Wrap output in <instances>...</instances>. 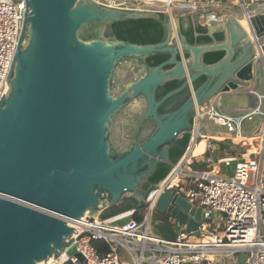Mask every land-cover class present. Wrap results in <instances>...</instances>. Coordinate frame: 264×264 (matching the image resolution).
Wrapping results in <instances>:
<instances>
[{
  "label": "water",
  "instance_id": "95a60500",
  "mask_svg": "<svg viewBox=\"0 0 264 264\" xmlns=\"http://www.w3.org/2000/svg\"><path fill=\"white\" fill-rule=\"evenodd\" d=\"M140 19L161 22L167 39L139 45L106 36L109 24ZM243 20L248 29L232 14L200 23L212 42L190 44L181 18L168 13L116 9L96 0H25L18 49L0 99V264H41L66 251L82 262L73 245L77 219L88 214L102 220L127 198L146 204L159 188L150 178L160 164H172L171 150L192 135L197 112L250 87L257 67L264 66V12L250 17L244 11ZM219 51L225 52L221 60L206 63L207 54ZM161 55L170 58L148 64ZM174 80L184 83L159 100L158 89ZM186 89L191 97L185 104L160 113ZM146 124L156 128L141 139ZM238 148L231 138H209L196 161L213 152L237 154ZM131 211L111 226L129 223ZM155 211L194 236L208 220L176 188L160 195ZM229 264H246L245 254Z\"/></svg>",
  "mask_w": 264,
  "mask_h": 264
},
{
  "label": "built area",
  "instance_id": "2783aa9c",
  "mask_svg": "<svg viewBox=\"0 0 264 264\" xmlns=\"http://www.w3.org/2000/svg\"><path fill=\"white\" fill-rule=\"evenodd\" d=\"M101 5L122 10H143L168 13L173 19L179 12L197 15L200 22L207 23L221 18L219 5L227 0H209L207 8L199 7L198 0H96ZM251 17L248 7L258 4L264 10V0H234ZM25 17V0H0V99L7 89V79L18 49ZM264 71V66H263ZM252 105L241 110L239 116H229L221 109V97L201 108L193 121L188 150L174 166L170 174L159 183V188L147 197L143 220L133 219L126 225L111 226L107 220L90 217L77 219L73 245L84 257H70L61 263L73 264H218L226 257L244 253L246 264H264V122L251 137H242L243 123L254 117L264 116V94L250 91ZM205 122H213L227 128L231 136L241 137L237 154L224 155L217 160L211 157L200 162L208 170H195L193 149L198 142L217 138L205 132ZM205 132V133H203ZM245 139V140H244ZM249 139H252L248 142ZM255 139V140H254ZM247 144V146H246ZM256 152L248 154V146ZM206 148V149H207ZM205 154V153H204ZM235 164L233 176L222 173L223 168ZM189 187V189L186 188ZM173 188L178 189L191 203L209 213L217 214L220 228H212L207 222L199 228V236L180 231L175 240H166L153 231V216L160 195ZM136 210H132L134 215ZM132 215V216H133ZM172 223L173 219L171 220ZM93 240H104L110 252L101 256ZM62 255V256H63ZM129 260V261H128ZM43 264H55L47 262Z\"/></svg>",
  "mask_w": 264,
  "mask_h": 264
},
{
  "label": "trees",
  "instance_id": "16d2710c",
  "mask_svg": "<svg viewBox=\"0 0 264 264\" xmlns=\"http://www.w3.org/2000/svg\"><path fill=\"white\" fill-rule=\"evenodd\" d=\"M162 18L164 17L163 14ZM189 26L184 27V21L181 20V30L186 36L190 44H207L211 43L212 40L207 36L208 29L207 26H202L196 17H188ZM196 34H199L197 37ZM115 36L121 41H127L133 44L139 45H149V44H159L167 39V29L163 24L155 19H140V20H127L123 22H114L108 25L106 36ZM218 41L224 40V34L218 33L215 35ZM225 55L224 51L212 52L206 55L205 61L208 64H213L221 60ZM170 57L167 55L155 56L148 59L150 66L156 67L165 63ZM180 59V57H179ZM168 69L171 66L167 67ZM206 77L198 80L194 87L198 89L204 82ZM184 81L174 80L168 82L166 85L158 89L157 98L160 100L168 93L180 88ZM191 97V90L186 89L175 97L167 101L163 107L160 109V113L174 112L179 109L187 100ZM172 105L171 109L167 110L166 107ZM191 140V135H185L181 140H179L171 150L170 157L172 164H160L150 178L151 184H159L170 174L174 166L182 159L188 150ZM130 210H136L133 217L138 221L143 220V213L145 210V205L140 207V205L133 199L127 198L124 203L120 206H113L107 209L102 215L103 220L118 216ZM155 222V230L157 235L166 240H175L177 233L174 230V225L171 221L169 215L157 213ZM93 245L97 248L101 256H105L110 252L109 244L104 240H93ZM65 264H73L71 262Z\"/></svg>",
  "mask_w": 264,
  "mask_h": 264
},
{
  "label": "rangeland",
  "instance_id": "374dc122",
  "mask_svg": "<svg viewBox=\"0 0 264 264\" xmlns=\"http://www.w3.org/2000/svg\"><path fill=\"white\" fill-rule=\"evenodd\" d=\"M102 1L105 2L104 0H102ZM198 2H199V7H201V8H207L208 7L209 0H198ZM220 9L226 10V11L220 12L221 16L232 14L238 18H243V14H244L243 8L240 5L235 4L234 0H227V1L222 2L219 5L218 10H220ZM248 10L250 12H257V11L264 12L263 8L260 7L258 4L250 5L248 7ZM176 14L181 15V13H176ZM185 14H187V13H185ZM252 88H255V90L260 92L261 94H264V71H263L262 64H259V66L257 67L256 79L253 80L250 87L241 88L237 92H234L232 95H228V94L223 95V98L221 100V109H222L223 113H225L227 115H231V116H239L241 113L236 112V110H235L236 108L245 107V106L251 107L253 96L249 94V90ZM249 96H250V98H249ZM263 110H264V105H263ZM263 122H264V116H262V115L254 117L253 120H251V121H249V120L245 121L243 123L242 137L251 138L259 130V128L261 127ZM204 127L206 129L205 132H207V133L227 132L226 127L215 125L213 122H205ZM205 132H203V133H205ZM234 136H236V134H234ZM251 140L252 139H249L248 142H250ZM246 146H247V144H246ZM256 147L258 148V144H254V146H248L247 150H250V149L256 150ZM223 155H224L223 152H215L213 154V157L215 160H217L219 157H221ZM192 168L195 170H200V171L208 170V168L206 166H202V164L197 162L196 160L193 163ZM234 172H235V164L232 167L222 169V173L225 175H228V176H233ZM186 188L189 189L188 186H186ZM129 213L130 212H125V213H122L118 216H115V217H112V218H109L106 220L107 221L108 220L113 221L116 218L126 216ZM156 216H157V212H155V214L153 216L152 227H153L154 233L157 235L156 230H155V222H156V218H157ZM207 219H208L207 223L210 224V226L213 229L221 227V220L219 221L220 217L217 214L209 213L207 216ZM237 258H238V256L226 257V258H224V260H226L225 264H229L230 262L234 261ZM129 263L133 264L131 259H130Z\"/></svg>",
  "mask_w": 264,
  "mask_h": 264
},
{
  "label": "crops",
  "instance_id": "0c3cea01",
  "mask_svg": "<svg viewBox=\"0 0 264 264\" xmlns=\"http://www.w3.org/2000/svg\"><path fill=\"white\" fill-rule=\"evenodd\" d=\"M179 13H181V15H177V14H175V18H181V17H183V16H187V15H190V16H192L193 14H191V13H189V12H179ZM185 13H187V14H185ZM223 16H225V15H223ZM198 19V18H197ZM221 18H219L218 20H216V21H219ZM241 21L243 20V18H239ZM199 21V20H198ZM210 22V21H209ZM199 23H201V24H203V25H206L207 23H204V22H200L199 21ZM251 91L252 90H255V88H252V89H250ZM250 90H249V94H250ZM256 91V90H255ZM260 93V92H259ZM233 93H231V94H228V95H232ZM222 98H223V96H221V100H222ZM220 103H221V101H220ZM249 107H238V108H236L235 110H236V112H238L239 113V111H241V110H246V109H248ZM227 115V114H226ZM229 116H231V115H229ZM210 135H212V136H214V137H217L216 139H218V140H224V139H226V138H235L236 136H231V135H229L227 132H216V133H210ZM206 144H208L207 143V141H206ZM207 148V147H206ZM202 155H204V154H202ZM202 155H199V156H196L195 157V160H197V158H200ZM202 162V161H201ZM200 163V162H199ZM172 220V219H171ZM173 225H174V230L176 231V233H177V235H178V233L180 232V231H182L184 228H183V226L181 225V224H179L177 221H175V220H173ZM225 262H226V260H224V259H222L221 260V262H219L218 264H225Z\"/></svg>",
  "mask_w": 264,
  "mask_h": 264
},
{
  "label": "bare ground",
  "instance_id": "6f19581e",
  "mask_svg": "<svg viewBox=\"0 0 264 264\" xmlns=\"http://www.w3.org/2000/svg\"><path fill=\"white\" fill-rule=\"evenodd\" d=\"M241 23H242L243 26H245L246 29H248L246 20H242ZM6 91H7V89H6ZM249 98H250V96H249ZM242 140L243 139L241 137L232 138V142L234 144H238L239 142H242ZM206 141L207 140H202V141H200V142L197 143V145L195 146V148L192 150L194 156H199V155H202V154H204L206 152V150H207L206 149V147H207ZM255 152H256L255 149L254 150L253 149H250L248 151V154L246 156H248L249 154H253ZM263 178H264V175H263ZM65 259H66V255H63V256L59 257L58 259L51 258L48 262H54L55 264H61ZM41 264H43V263H41Z\"/></svg>",
  "mask_w": 264,
  "mask_h": 264
},
{
  "label": "flooded vegetation",
  "instance_id": "af4514ba",
  "mask_svg": "<svg viewBox=\"0 0 264 264\" xmlns=\"http://www.w3.org/2000/svg\"><path fill=\"white\" fill-rule=\"evenodd\" d=\"M190 15H187V16H183V17H181V20L183 19V21H184V27L185 28H187L188 26H189V21H188V17H189ZM191 17H193L194 18V16H191ZM147 62H148V60H147ZM149 64V63H148ZM168 69V68H167ZM132 76V74L131 73H127V77H131ZM157 93H158V91H157ZM163 107V106H162ZM161 107V108H162ZM171 107H172V105H169V106H167L166 107V109L167 110H169V109H171ZM160 108V109H161ZM167 113H169V112H167ZM163 114V113H162ZM137 123H138V120H137ZM155 125H151V126H149L148 128H147V124L143 127V131H142V133H141V139H143L145 136H147L148 134H150V132H152V131H154L155 130ZM114 141H115V143L117 144V142H118V137H114ZM147 188H148V186H146Z\"/></svg>",
  "mask_w": 264,
  "mask_h": 264
}]
</instances>
